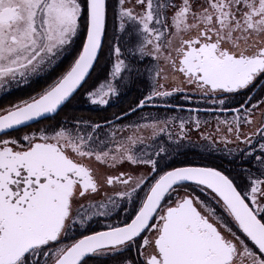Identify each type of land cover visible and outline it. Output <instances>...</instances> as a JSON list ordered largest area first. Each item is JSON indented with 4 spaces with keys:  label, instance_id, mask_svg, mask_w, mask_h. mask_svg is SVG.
<instances>
[{
    "label": "snow or ice",
    "instance_id": "6c2138e0",
    "mask_svg": "<svg viewBox=\"0 0 264 264\" xmlns=\"http://www.w3.org/2000/svg\"><path fill=\"white\" fill-rule=\"evenodd\" d=\"M0 264H264V0H0Z\"/></svg>",
    "mask_w": 264,
    "mask_h": 264
},
{
    "label": "flooded vegetation",
    "instance_id": "af4514ba",
    "mask_svg": "<svg viewBox=\"0 0 264 264\" xmlns=\"http://www.w3.org/2000/svg\"><path fill=\"white\" fill-rule=\"evenodd\" d=\"M78 111L83 113H91L92 115H95L94 112H92V109L88 105H82L79 107Z\"/></svg>",
    "mask_w": 264,
    "mask_h": 264
}]
</instances>
